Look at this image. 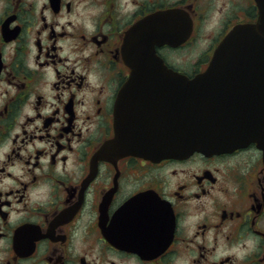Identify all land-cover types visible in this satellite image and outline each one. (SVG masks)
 Masks as SVG:
<instances>
[{
    "label": "flooded vegetation",
    "instance_id": "af4514ba",
    "mask_svg": "<svg viewBox=\"0 0 264 264\" xmlns=\"http://www.w3.org/2000/svg\"><path fill=\"white\" fill-rule=\"evenodd\" d=\"M263 14L256 0H0V264H264L256 143L155 161L104 147L146 56L195 77ZM185 50L199 56L186 69ZM243 78L263 112L264 81Z\"/></svg>",
    "mask_w": 264,
    "mask_h": 264
},
{
    "label": "water",
    "instance_id": "95a60500",
    "mask_svg": "<svg viewBox=\"0 0 264 264\" xmlns=\"http://www.w3.org/2000/svg\"><path fill=\"white\" fill-rule=\"evenodd\" d=\"M256 1L264 12V0ZM145 58L118 95L107 155L182 159L250 143L264 151V111L238 83L246 73L264 81V14L256 25L238 26L226 36L207 69L193 78L167 69L154 55Z\"/></svg>",
    "mask_w": 264,
    "mask_h": 264
},
{
    "label": "rangeland",
    "instance_id": "374dc122",
    "mask_svg": "<svg viewBox=\"0 0 264 264\" xmlns=\"http://www.w3.org/2000/svg\"><path fill=\"white\" fill-rule=\"evenodd\" d=\"M181 59H183V64H184V65H182V67L184 69H186L190 63H194L199 59L198 51H196V50H185L183 52V54L181 53Z\"/></svg>",
    "mask_w": 264,
    "mask_h": 264
}]
</instances>
